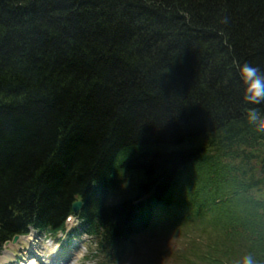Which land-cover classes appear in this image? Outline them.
I'll return each instance as SVG.
<instances>
[{
  "label": "trees",
  "instance_id": "obj_1",
  "mask_svg": "<svg viewBox=\"0 0 264 264\" xmlns=\"http://www.w3.org/2000/svg\"><path fill=\"white\" fill-rule=\"evenodd\" d=\"M233 59L264 70V0H0V254L78 230L118 264L192 223V264H264V133Z\"/></svg>",
  "mask_w": 264,
  "mask_h": 264
},
{
  "label": "rangeland",
  "instance_id": "obj_2",
  "mask_svg": "<svg viewBox=\"0 0 264 264\" xmlns=\"http://www.w3.org/2000/svg\"><path fill=\"white\" fill-rule=\"evenodd\" d=\"M76 224L75 218L68 222L69 228ZM179 226L172 229L152 226L136 237L118 264H192L188 259L195 258L193 249L206 233L199 230L201 225ZM72 234L71 239L66 233L45 237L36 231L30 236H21L16 242L4 245L0 264H71L74 258L75 264H98V259L92 256L93 238L78 230Z\"/></svg>",
  "mask_w": 264,
  "mask_h": 264
},
{
  "label": "clouds",
  "instance_id": "obj_3",
  "mask_svg": "<svg viewBox=\"0 0 264 264\" xmlns=\"http://www.w3.org/2000/svg\"><path fill=\"white\" fill-rule=\"evenodd\" d=\"M228 22L227 17L220 21V23L225 25ZM225 44H227L226 40ZM232 65L237 69L246 86L244 94L245 103L255 106L245 109L247 122L254 126L257 132L264 133V110L259 107L264 105V70L259 66H254L247 62L241 64L237 59H233ZM71 264H75V258ZM236 264H259V261L254 254L248 253L243 255Z\"/></svg>",
  "mask_w": 264,
  "mask_h": 264
},
{
  "label": "water",
  "instance_id": "obj_4",
  "mask_svg": "<svg viewBox=\"0 0 264 264\" xmlns=\"http://www.w3.org/2000/svg\"><path fill=\"white\" fill-rule=\"evenodd\" d=\"M83 207V202L82 200H76L74 203H73V208H74V211H78L79 209H81ZM21 237V235H16L14 238H13V242H16L19 238ZM10 241H7L5 244H8Z\"/></svg>",
  "mask_w": 264,
  "mask_h": 264
},
{
  "label": "bare ground",
  "instance_id": "obj_5",
  "mask_svg": "<svg viewBox=\"0 0 264 264\" xmlns=\"http://www.w3.org/2000/svg\"><path fill=\"white\" fill-rule=\"evenodd\" d=\"M34 231H32L31 233H33ZM27 236H30V234L29 235H27ZM27 236H24V237H27Z\"/></svg>",
  "mask_w": 264,
  "mask_h": 264
}]
</instances>
